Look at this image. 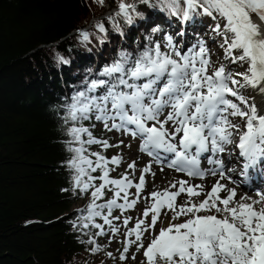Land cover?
<instances>
[{
	"label": "snow or ice",
	"instance_id": "6c2138e0",
	"mask_svg": "<svg viewBox=\"0 0 264 264\" xmlns=\"http://www.w3.org/2000/svg\"><path fill=\"white\" fill-rule=\"evenodd\" d=\"M94 2L100 6L104 4V0ZM183 2L184 7H180V0H156L162 11L179 16L184 22L193 15L216 20L212 31L222 37L220 47L224 59L233 65L246 64L247 68L233 73L226 70L223 63L214 67L210 51L203 41L182 51L171 35H165L163 41L167 52L161 51L159 43L146 48L134 60L130 54L121 52L120 59L100 72L99 75L107 79L93 80L85 91L72 96L63 118L65 123L71 122L67 132L72 142L79 146L68 148L73 153L68 166L75 171L74 193L92 189L90 202L80 210L86 215L79 219L81 227L91 226L99 230L95 236L106 234L105 225L113 236L119 232L112 221L120 217H113L112 212L119 209L123 215L124 211L137 204L145 185V174L151 172V166L141 169L139 182L134 183L127 173L118 179L110 178L109 173L114 169H109L108 165L119 166L122 157L108 158L102 152L85 155L88 152L85 145H101L103 151L119 147L123 140L111 145L107 140L94 137L81 121L94 116L106 131L121 132L133 140L139 139V152L157 163L167 160V167L189 177L203 179L211 174L231 181L232 178L226 176L222 159L216 158L228 144H235L239 158L244 160L242 176L247 177L249 169L264 162V114H260L257 106L241 94V89L249 87L264 93V0ZM139 3L151 4V0H139ZM135 12V3L119 0L115 15L123 16L131 23ZM253 14L261 23L253 21ZM221 20L223 25L219 22ZM96 27L101 32L105 31L102 23H97ZM178 35L183 36L184 33ZM80 38L87 41L89 35L80 31ZM58 59L66 63L62 58ZM98 89L102 90L99 95L96 94ZM165 109L168 110L166 115ZM229 117H240L243 127ZM205 153H211L206 159L213 167L208 169L200 166V158ZM135 168L133 160L128 169ZM97 171L100 175L93 176L92 173ZM97 179L101 181L99 186L94 183ZM177 184L178 191H170ZM133 187L136 199L129 200L128 190ZM106 188L113 193L112 198L97 203L103 198ZM221 191L227 195L221 197ZM181 193H186L188 199L177 205L176 197ZM202 194V185H189L187 181L173 183L163 192H151L152 205L144 209L143 218L137 219L135 227L124 234L120 260L127 258L133 244H136L137 251L144 247V232L155 228L161 211L167 208L173 213L172 220L181 216L188 218L182 223L169 222L166 228L153 235L144 250L147 264H264V193L258 192L259 199L251 202H245L251 199L247 196L236 201L235 189L217 180L203 200L193 202V197ZM149 212L152 213L151 224H145ZM202 212L212 214L201 215ZM95 218H101L103 224L95 223ZM130 219L124 217L126 228ZM73 227H76L75 223ZM133 235L135 240L130 239ZM87 243L95 245L91 252L99 250V245L91 237ZM107 255L111 257L112 253ZM132 258L135 259V254Z\"/></svg>",
	"mask_w": 264,
	"mask_h": 264
},
{
	"label": "trees",
	"instance_id": "16d2710c",
	"mask_svg": "<svg viewBox=\"0 0 264 264\" xmlns=\"http://www.w3.org/2000/svg\"><path fill=\"white\" fill-rule=\"evenodd\" d=\"M118 3L0 0V264H128L120 260L123 249L107 255V225L102 236H95L99 230L94 227H81L79 218L86 213L80 210L90 202L92 189L73 192L75 171L68 166L73 153L68 148L79 145L72 142L67 132L72 124L63 117L74 94L93 80L107 79L100 72L120 59L121 52L134 60L157 43L169 23L182 19L151 0L148 10L132 13L128 23L115 15ZM207 17L193 15L182 22L201 27ZM80 31L88 33L87 41L81 40ZM80 123L99 138L94 116ZM85 147V155L102 152L108 157L101 145ZM108 167L115 170L113 164ZM112 196L106 188L97 203ZM78 203L82 205L75 208ZM95 223L103 220L95 218ZM90 237L99 245L95 253V245L87 243Z\"/></svg>",
	"mask_w": 264,
	"mask_h": 264
},
{
	"label": "rangeland",
	"instance_id": "374dc122",
	"mask_svg": "<svg viewBox=\"0 0 264 264\" xmlns=\"http://www.w3.org/2000/svg\"><path fill=\"white\" fill-rule=\"evenodd\" d=\"M135 4H136V12L148 10L149 4L139 3V0H136ZM252 19L254 22L258 21V19L254 15H253ZM219 22L221 23V25H223L222 20ZM216 23H217V21L213 20L211 17H207V19L202 22L203 26L201 28L198 26H196L194 28H193V26L186 27V26H183L184 24H183V22H181L179 24L174 25V27H171V29L166 28L160 34L157 43H159L161 45V51L166 50V52H167L168 49L164 46V41H163V37L165 35H171L173 37L177 47L182 48V46L184 45L185 48H182L181 49L182 51H186L187 48L191 47L194 44H197L198 41H203L210 51L211 61H212V64L214 67H218L221 63H223L226 65V70H230L233 73L245 71V69L247 68L246 64L243 66L233 65L230 62V60L224 59V52H223V49L220 47V44L222 43V37L217 36L212 31V29L215 27ZM180 32L184 33V35H183L184 38H183V36L178 35V33H180ZM234 54H239V53L235 52ZM210 71H211V69H210ZM237 79H239V77H237ZM248 89L249 88L241 89V94L244 95L246 98H248L249 103H254L257 106L256 102H254V94L252 92H247ZM232 99H234V98H232ZM164 114L166 115L167 113L164 112ZM229 119L232 120L233 122L235 121V123L240 124L241 127H243V121L241 120L240 117H234V118L229 117ZM98 130H99V139L107 140L111 145H116L119 141L123 140V144H124V145L123 144L120 145L119 147H109L107 149L106 154H107L108 158H111L112 156H115V155H120L122 157V161L119 164V166L113 164L115 166V170L113 171L110 178L118 179L121 177V174L127 173L129 175L130 179H132L134 182H139L141 170L139 169V166L137 163L138 161L136 160V157H132V152L136 150V141H134L131 136H126V135L120 134L116 131H111V132L106 131L101 122H98ZM234 139H235V137H234ZM134 143H135V147L133 146ZM129 145L131 147H129ZM229 145L231 148L233 144H229ZM223 153H225V152H223ZM145 156H147V155H145ZM231 156H232V154H231ZM126 157H128L129 159ZM227 157H229V155ZM132 160H135V162H136V168L134 170L128 169V164L132 163L133 162ZM122 163H123V165H122ZM235 167L236 166H234V168ZM234 168L230 167L231 170ZM227 170H229V169L226 168L225 172H227ZM239 172H240L239 170H236V172L234 174H232L231 178L237 177ZM147 174H149V173H147ZM147 174H145L146 180H148L150 178L149 176L147 177ZM151 178L153 179L154 175H151ZM237 182L239 185L240 180H238V178H237ZM233 183L234 182L232 180L231 181L229 180V184H233ZM128 191L130 193V195L128 197L129 200L136 199V195H135L136 189L133 187V188H130ZM141 193H140V197H139L137 204L132 209H128V210L124 211L123 215H121V212L119 209L113 210L114 213L112 214V216L113 217H116V216L120 217L119 220H113L112 221V223L119 228V232L115 236H113L110 231L107 232L108 236H107V240H106L105 244L108 248L109 253L114 254L116 252H120L123 249V247H124L123 241L125 238V236H124L125 232L128 229L134 228L137 219L143 218L142 214H143L144 209L149 208L152 205V202H151L152 200H148L147 198H142ZM246 194H247V192L244 193V195H246ZM250 194H252V193H250ZM121 195H123V193ZM244 195H243V197H244ZM146 199L148 200V202ZM118 202H123V201H118ZM81 205H82L81 203H78L75 205V208H78ZM164 209H163L164 211L162 210L160 213V217H159V219L155 225V228L149 229L147 232H144V235H143L144 247L140 248V250L137 251L136 244H133L129 248V251L127 253L126 263L131 264L132 261H134L136 264L142 263V262L146 263V259L144 257V250H145V248H147L148 244L150 243L151 239L153 238V235L158 234L161 228H166L168 226L169 222H171V223H182V222H184V220L187 219V218L181 216L178 220H172L173 213L171 211H169L167 208H164ZM200 214L201 215H208V214H212V213L202 212ZM151 216H152V213L149 212V215H148L147 219L145 220V224H151ZM124 217H131L129 224L127 225V228L123 225ZM110 238H111V242H110ZM130 239L135 240V236L133 235L132 237H130ZM133 254H135V259L132 258Z\"/></svg>",
	"mask_w": 264,
	"mask_h": 264
},
{
	"label": "bare ground",
	"instance_id": "6f19581e",
	"mask_svg": "<svg viewBox=\"0 0 264 264\" xmlns=\"http://www.w3.org/2000/svg\"><path fill=\"white\" fill-rule=\"evenodd\" d=\"M247 92H252L254 94V102H256V104H257V109H258L260 114H264V93H260L258 89H253V88H250V87H249ZM167 111H166V113H167ZM161 119H163V117ZM235 139H238V138H235ZM134 141H136V150L133 151L132 150L133 148L131 149L133 151L132 152V157H136V160L138 161L137 163H138L139 169L141 170L147 165H150L152 167L151 168V172L149 174H147V177L149 176L150 178L148 180L145 179V185H144L143 191L141 193L142 198H147L148 200H152L151 201L152 203H153V199L149 195L151 192H154V191L155 192H163L165 189H169V186L171 184L176 183L178 181H187L189 185H202L203 186V193L204 194L192 198L193 202H196V203H199L201 200H203L205 198V195L211 190V187L213 186V184L216 183L217 180H219L221 184L226 185L228 188L235 189V191H236L235 200L236 201H239L240 198L243 197L244 193L246 192V191H241L243 189V187L242 186L240 187L238 185L237 180L234 179V178L232 179V181L234 183L233 184H229V180L228 179L221 180L219 175L213 176L211 174H208V175H206L205 178L200 179V178H196V177H188V176H185L181 172L169 170V167H167V164H162V165H159V166H153V162L154 161L152 160V158L149 157V156H145L146 154H143V153L139 152L138 149H139V145H140V140L136 139ZM133 146L135 147V143L133 144ZM224 147H225L224 160H222L223 164H224V168L226 167L227 164H228V166L233 167V168H234V166H236L231 171L225 172L226 176L232 177L230 174L235 173L236 170H239L241 168L237 167V163H236V160H235L236 158L233 157L231 160H229L227 158L228 153L231 152L232 149H233V145H232L231 148H230L229 144L225 145ZM126 158H128V157H126ZM216 158L217 159H221V156L218 154L216 156ZM122 165H123V163H122ZM211 167H212L211 165H208V168H211ZM208 168H205V169H208ZM161 169H163V170H161ZM263 171H264V168H263ZM153 173H154V178L152 179L151 175H153ZM241 184H242V182H241ZM262 185H263V180L259 181L256 184V186L253 187V189H256V188L257 189H261ZM178 189H179V184H177L176 188H170V191L176 192V191H178ZM219 195L221 197H225L227 195V193L221 191L219 193ZM245 196L251 198L250 200H246L245 202H251V200H255L253 194L247 193L246 195H244V197ZM187 199H188L187 194L186 193H181L178 197H176V204L177 205L183 204ZM148 200H147V202H148ZM256 207L258 208V207H260V205H256ZM182 217H185V216H182ZM185 218H188V217H185Z\"/></svg>",
	"mask_w": 264,
	"mask_h": 264
}]
</instances>
